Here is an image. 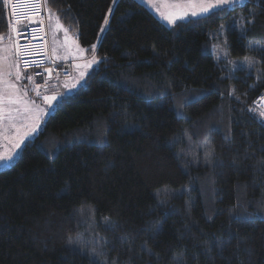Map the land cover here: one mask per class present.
I'll list each match as a JSON object with an SVG mask.
<instances>
[{
	"label": "trees",
	"instance_id": "trees-1",
	"mask_svg": "<svg viewBox=\"0 0 264 264\" xmlns=\"http://www.w3.org/2000/svg\"><path fill=\"white\" fill-rule=\"evenodd\" d=\"M45 4L97 65L0 169V264H264V3Z\"/></svg>",
	"mask_w": 264,
	"mask_h": 264
},
{
	"label": "crops",
	"instance_id": "crops-1",
	"mask_svg": "<svg viewBox=\"0 0 264 264\" xmlns=\"http://www.w3.org/2000/svg\"><path fill=\"white\" fill-rule=\"evenodd\" d=\"M138 1L151 10L162 22L170 24L166 20L163 21L162 18H160L155 8L151 5L150 0ZM181 2H193V0H176L175 5H173L174 8H167L168 14L187 12L188 15L185 18L192 17L189 10H182L185 8ZM191 4L195 3H189L188 5ZM188 8L190 9L189 6ZM53 18L56 22L57 28L60 29L57 30V33H61L65 36H71V33L62 25L58 18L54 15ZM178 20L180 19H177V21ZM13 29H15V31ZM16 32L17 27L7 24V30L0 34V145L2 144L7 146L13 143L12 137L14 138V136H25L26 132L29 133L27 136L32 135L34 132H30V128L34 124H38L40 126L42 120L45 118V108H43L44 102L42 100L37 101V97L33 92L38 89V86L46 85L45 71L48 69L44 68L42 70V77H34L33 81H31L32 79H27L30 74L21 70L16 62ZM48 32L49 31H47V52L51 59H55L59 63L58 67L52 65L50 62L46 65L51 70V77L56 78L57 76H63V72L70 75V70L75 68L79 73L83 72V76L86 78L87 74L95 68V63H92L90 66H86L90 61H92L94 56L92 54H88L87 51L79 45L73 34L72 41L69 42L70 44L64 42L65 45H62L61 50L48 48V41L50 37ZM17 70L21 75L19 80L16 79L15 75ZM71 78L73 81V74ZM30 83L32 84V90L30 88ZM81 83L82 82H80L79 85H81ZM10 85H15V87H10ZM33 86L35 89H33ZM66 90V87L61 89L62 93L67 92L69 89L67 91ZM57 95L58 94L53 96L57 97ZM55 101H53V103Z\"/></svg>",
	"mask_w": 264,
	"mask_h": 264
},
{
	"label": "built area",
	"instance_id": "built-area-1",
	"mask_svg": "<svg viewBox=\"0 0 264 264\" xmlns=\"http://www.w3.org/2000/svg\"><path fill=\"white\" fill-rule=\"evenodd\" d=\"M7 24L17 27L16 60L22 69H33V74L42 77L44 66L59 63L47 52L48 8L44 0H5ZM27 65V66H26ZM255 107L264 110V93L253 99Z\"/></svg>",
	"mask_w": 264,
	"mask_h": 264
},
{
	"label": "rangeland",
	"instance_id": "rangeland-1",
	"mask_svg": "<svg viewBox=\"0 0 264 264\" xmlns=\"http://www.w3.org/2000/svg\"><path fill=\"white\" fill-rule=\"evenodd\" d=\"M150 1H151V5L153 6V8H155L157 14H159L160 18H162L163 21H165V20L167 21V19H164V17L166 15H168L167 8H169V7L170 8H174L173 5H175L176 0H150ZM197 1H199V2H197ZM181 3L183 5V7L185 8V9H182V10H189L190 13L193 10L199 11L198 8L194 9V8L190 7V9H189L188 6H186V5H188L189 3H195V4L196 3H200V0H193V2H181ZM162 13H163V15H162ZM182 13L183 12H181L179 14H182ZM53 19H54L53 15L50 14L49 18H48V23H47V31H49L48 34H50L49 41H48V48H52L54 50H57V49L61 50L62 45L64 44V42L69 43L70 41H72V34H71V36H65V35H63L61 33H57L58 32L57 30L59 28H57L56 22ZM54 61L57 62V60H55V59H54ZM96 65L97 64L95 63V67H96ZM54 66L58 67V64L55 63ZM44 68L49 69L48 66H44ZM72 74L74 75L73 81H72V78H71ZM30 76L32 77L31 81H33L34 80V76L32 74H30ZM45 77H46V85L45 86H38L37 87L38 89H36L35 92H33L34 95L37 97V101L42 100L44 102L43 108H45V116H47L50 112H52L54 110L53 101L51 103V107H49V104L44 100L45 96L51 97L53 95L58 94L57 95V99H59L60 97L63 96V94L64 95L65 94H69L72 91L76 90L77 87L80 86L79 85L80 82H82L81 84H83L84 80H85V76H83L81 78L80 73L75 68H72L70 70V75H67V74H65L63 72V76H57L56 78H52L51 77V72L45 71ZM42 85H44V84H42ZM63 87H66V89L67 90L69 89V90L68 91L66 90L67 92L62 93L63 90L61 91V89ZM30 88L32 90V84L31 83H30ZM33 89H35L34 86H33ZM31 101H33V100H31ZM19 135H21V134H19ZM21 138H23V142H24L28 138V136H14V138L12 137L13 143L9 144V146L2 145V144L0 145V155L13 156L14 157L13 160L11 162H9V165L19 155V152H20V150L22 148L21 147L22 143H20V147L19 148L15 147V145H16V143L21 141ZM3 164H4V162H0V169L5 168L3 166Z\"/></svg>",
	"mask_w": 264,
	"mask_h": 264
},
{
	"label": "snow or ice",
	"instance_id": "snow-or-ice-1",
	"mask_svg": "<svg viewBox=\"0 0 264 264\" xmlns=\"http://www.w3.org/2000/svg\"><path fill=\"white\" fill-rule=\"evenodd\" d=\"M26 2H32V0H26ZM45 3L48 2V0H44ZM113 2V5H115L118 0H112ZM242 2V0H200V3L198 4H191V5H188L189 7H192L194 9H197L199 11H196V10H193L191 12V16L192 17H197V18H201V17H207V16H211V15H215V14H218V13H221V12H226L228 11L229 9H232L234 5L238 4ZM262 3H264V0H261ZM114 11L113 8H110L109 9V14H111L112 12ZM163 15V13H162ZM188 15L187 12H184L182 14H172V13H169L168 15H166L164 18L167 19V21L170 23V24H175L177 19H180V20H183L186 16ZM255 15V14H253ZM104 24L105 25H108L109 24V19H108V16L106 15L105 16V19H104ZM223 27V26H222ZM15 31V29H13ZM107 29L104 28L103 26H101V31H106ZM243 30V29H242ZM96 46L93 45L92 48L94 49ZM92 63H96V60H95V57H93L92 61H90L88 63V65L86 66H90ZM243 63L247 64L249 67H251L255 61L254 60H251L250 58L248 57H245V60L243 61ZM27 66V65H26ZM46 71H49L51 72L50 69L46 70ZM16 79L19 80L21 78V75H20V72L17 70L16 72ZM84 73L81 72L80 73V76L81 78L83 77ZM27 79H32L31 76H28ZM10 87H15V85H10ZM232 93H230L231 95ZM57 97L56 96H45L44 97V100L49 104V107H51V103L52 101L56 100ZM14 102V101H13ZM250 112H253L254 115L256 116L257 119H260L262 122H264V110L262 111H259L258 113L256 112L255 109H252V108H249L248 109ZM39 125L38 124H34L31 128H30V132H36L37 129H38ZM29 133L26 132L25 133V136H27ZM23 142V138H21V141L16 143L15 147L19 148L20 147V143ZM13 156H3V155H0V162H4L3 166L4 167H8L9 166V162H11L13 160Z\"/></svg>",
	"mask_w": 264,
	"mask_h": 264
}]
</instances>
